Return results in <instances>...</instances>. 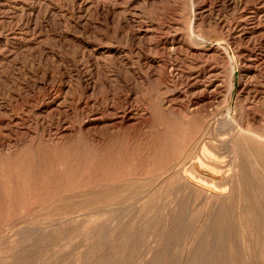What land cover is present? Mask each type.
<instances>
[{"label": "rangeland", "instance_id": "obj_1", "mask_svg": "<svg viewBox=\"0 0 264 264\" xmlns=\"http://www.w3.org/2000/svg\"><path fill=\"white\" fill-rule=\"evenodd\" d=\"M0 264H264V0H0Z\"/></svg>", "mask_w": 264, "mask_h": 264}, {"label": "bare ground", "instance_id": "obj_2", "mask_svg": "<svg viewBox=\"0 0 264 264\" xmlns=\"http://www.w3.org/2000/svg\"><path fill=\"white\" fill-rule=\"evenodd\" d=\"M206 86V85H205ZM207 96V95H206ZM205 99V98H204ZM197 100V99H196ZM132 114V113H131ZM127 117V116H126ZM130 117H132V116H130ZM98 118H100V116L98 117ZM122 119V118H121ZM142 119V118H141ZM114 120V119H113ZM112 120V121H113ZM111 121V120H110ZM141 121V120H140ZM137 122V121H136ZM88 123V122H87ZM97 123H99V122H97ZM118 123V122H117ZM142 123V122H141ZM106 124V123H105ZM114 124V123H113ZM117 125V124H116ZM140 126V125H139ZM90 127V126H89ZM94 127V126H93ZM137 127V126H136ZM191 164H192V162H191ZM185 177V178H184ZM183 178L185 179V180H190L189 179V177L187 176V175H185ZM194 178H198V180H201L199 177H197V176H194ZM191 181V180H190Z\"/></svg>", "mask_w": 264, "mask_h": 264}]
</instances>
